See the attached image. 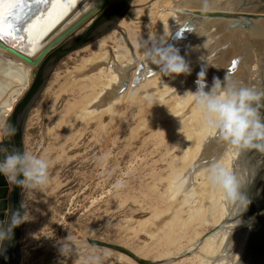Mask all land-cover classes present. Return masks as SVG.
Masks as SVG:
<instances>
[{
  "label": "rangeland",
  "instance_id": "374dc122",
  "mask_svg": "<svg viewBox=\"0 0 264 264\" xmlns=\"http://www.w3.org/2000/svg\"><path fill=\"white\" fill-rule=\"evenodd\" d=\"M168 1L161 0L158 6L152 0H132L118 26L103 35L104 44H100L101 36L62 58L31 108L24 130V150L48 159L49 182L34 192L22 186L24 219L20 226L18 264H85L89 257H99V264H139L117 250L91 245L87 238L122 245L155 264H200L194 247L188 248L196 243L199 250V243L226 222H221L223 194L209 182L208 167L195 176H186L190 185L179 194L172 184L174 174L184 175L195 165L219 159L220 141L204 125L201 111L192 98L187 102L173 92L176 80L172 78L183 79L186 73L166 75V84L158 86L153 85L156 79L149 74L135 92L125 90L130 74L122 65L128 59L133 62L131 51L136 57L144 54L137 45L163 27V23L156 21V14L165 9ZM228 1L231 12L239 13V18H206L187 12L186 9H199L191 5L170 11L184 15L187 27L180 37L187 41L186 46L198 39L204 27L221 24L220 36L228 48L221 71L231 75L239 72L246 77V66L255 65V52L264 58V51L258 44L246 45L243 36L247 37L248 26L233 23L246 20L244 14L264 17V0ZM102 51L109 55L106 60L94 59L85 65L86 59ZM186 63L193 92L201 70L205 71L207 88L211 70L217 65L210 61L208 65ZM100 67L105 72H99ZM256 70L251 84L256 91L264 92V66L259 64ZM110 75H116V80L101 90ZM7 80L0 78V100L12 89ZM114 96H119V100L111 111L98 108L101 105L97 100ZM145 96H151L152 103L146 102ZM259 110L263 115L264 106ZM0 133L1 141H9L6 117ZM212 140L217 142L216 149H205L204 143ZM11 153L0 146L4 158ZM251 153H255L258 169L245 188H256L261 177L263 182L251 193L250 201H255L256 207L246 214V231L247 236L250 234L249 245L262 250L264 245H259L264 244V153L254 149ZM244 155L242 159L254 170ZM100 156H106L103 164L98 162ZM219 161L230 169L236 162ZM118 181L122 182L121 187H116ZM227 206L231 216L226 223L241 217H232V208ZM241 220L244 221L242 217ZM65 239L75 245L69 256L61 253ZM172 252L177 255L168 258L166 255Z\"/></svg>",
  "mask_w": 264,
  "mask_h": 264
},
{
  "label": "water",
  "instance_id": "95a60500",
  "mask_svg": "<svg viewBox=\"0 0 264 264\" xmlns=\"http://www.w3.org/2000/svg\"><path fill=\"white\" fill-rule=\"evenodd\" d=\"M54 2L55 0H41V2L24 0L22 5L15 7H12L8 2L3 5L5 22H11L14 25L13 36H5L1 39L5 43L3 45L31 65L30 83L6 117L10 139L9 141L0 140V146L11 152L15 150L25 151L24 130L29 112L38 100L57 64L70 52L83 47L114 28L132 4V0H111L110 2L108 0H74L72 6L66 10H61L52 7ZM186 11L206 18L240 17L239 13L224 9L211 10L209 7L194 10L186 9ZM16 15H19L21 19L16 20ZM244 15L246 20L235 21L233 24L248 26L250 30L246 32L247 37L243 36L246 45L258 44L264 51V30L258 26L256 20L249 19L264 17L255 14ZM238 23L239 25H237ZM262 24L264 21H261ZM75 32L79 33L72 35ZM244 154L254 167L251 174L247 175L248 180L244 183L243 188L250 200L252 194L257 191L258 185L263 182V177L258 180L259 183L256 188L246 190L245 187L248 185L249 179L258 169V162L254 161L255 153L252 154L251 150H244ZM3 159L0 158V160ZM18 179H23V177L19 176ZM21 190L22 185L10 183L3 174H0V226L5 229L11 222L12 213L16 212L21 217L23 216L24 210L20 200ZM254 207H256V202L251 200L246 211L240 215L244 220L242 228L245 230H248L246 214ZM20 226L21 223L12 227L9 238L0 241V264L19 263ZM86 241L91 245L122 252L140 264H155L154 260L142 258L122 245L95 238H87ZM249 242L250 234H248L245 252L249 264H264V249L258 248L256 250L255 247L249 245Z\"/></svg>",
  "mask_w": 264,
  "mask_h": 264
},
{
  "label": "bare ground",
  "instance_id": "6f19581e",
  "mask_svg": "<svg viewBox=\"0 0 264 264\" xmlns=\"http://www.w3.org/2000/svg\"><path fill=\"white\" fill-rule=\"evenodd\" d=\"M160 2L161 0H152V3H156L158 6ZM181 5H189V6L191 5V6H196V8L209 7V9H229L230 11L232 9V5H230L228 0H185V1L169 0L167 5H165L166 6L165 9L158 11V13L156 14V21L163 23V27L161 29L153 31L149 35V37L152 36L167 41L168 45L173 46L179 51V54L184 58L185 62H198L200 63L199 65H202V63L208 65L209 64L208 61H210L211 63H213V65H217L216 69L211 70V74H210L211 78L210 81L208 82L209 86L206 88V91L212 87L214 77L223 80L225 75H227L231 81H234L242 86L253 88V85L251 84L252 83L251 79L254 76H257V70H256L257 66H259V64L264 66V60H263L264 58L261 57L260 55L258 56L254 51L255 65L246 66L245 69L249 72V76H246L247 78L245 77V75L239 72H237L236 75H231L230 73L221 71L223 67L222 65L224 58L227 59L228 56L226 53L227 46L226 44H223L224 38L220 36L222 34V32L220 31L221 28H219L221 24L215 23L214 25H211V27H204L205 31L200 32L201 34L199 33V35L197 36L198 39H195L194 42H191L189 43L188 46H186L187 41H185V39L180 37L185 35L184 34L185 30L183 29L187 27L185 26L186 24H184L185 23L184 15L176 14L170 11V8L174 9L177 8V6H181ZM116 26H118V23L117 25H115V27ZM260 28L264 30V27L260 26ZM179 31L180 33L176 34ZM105 38L106 37L104 36L101 38L100 44L105 43L104 42ZM3 44L5 43L0 39V78L7 77L8 78L7 81H9L12 84L11 87L12 89H10L9 94L4 98L1 96L2 100H0V125L2 123V120L8 116L16 100L28 87V84L30 83V71H31V65L24 58L20 57L17 53L11 51L10 49L5 48L4 47L5 45ZM184 46L186 47L184 48ZM131 54L133 56L132 58H134L133 62L131 61L132 62L131 63L130 59H128L127 63L122 65V68H125L124 70L129 71L130 74V80H128L125 85V88H127L125 90H127L128 93L135 92V88L139 84L148 80L147 78L149 74H152L153 77L156 79L153 82V85L158 86L159 83L166 84V79H165L166 75H164V73H162L159 70L157 65L150 63L146 60H143L142 59L143 54L139 55L138 57H136L132 53V51ZM108 56L109 55L107 53L102 51L100 52L99 55L86 59L85 65H90L92 63V60L94 59H96L95 61L106 60ZM120 57L122 58L123 56ZM205 60L208 61L206 62ZM99 70H100L99 72H105L104 67H100ZM182 77L183 79L182 78L179 79L178 77H176V79L172 78L176 80L174 82H176L177 85V86L175 85V89L173 92L177 93L180 99L184 97L188 102L191 99V94L186 92H193L194 88L193 85L191 84V81L190 84L188 82L189 77H187V73L186 75L184 74ZM241 77H244L245 79H242ZM107 79H108L107 82L104 83V85H101L102 87L101 90L106 89V87L109 85L110 82L113 83L116 80V75H110V77ZM118 82L121 83L122 81L118 80ZM114 84H112L111 86H114ZM99 100H97V104H100L101 106L98 108L104 109L109 112L112 110L114 104L119 100V96L117 97L114 96V98L108 100H104V99H101V101ZM0 138H1V133H0ZM216 145L217 142H214L212 140L210 143L207 144L204 143L203 147L204 148L206 147L205 149H207L210 146L213 149L212 151H214V149H216L215 148ZM202 151L203 150H201L200 152ZM217 153L219 159L217 158L215 161H219L221 159V161L223 162L224 161L228 162L229 160L235 159L236 160L235 166L233 165L234 167H231V169H235L237 173L240 175L242 181L246 182L247 175H249L248 171L250 167L247 166L246 163L247 161L243 160L241 157V155H243L244 153V150L237 151L233 146L223 142H219V149ZM209 164L210 162L204 164L203 166L195 165V168H192V170H188L187 172L184 173V175L188 177L190 174L195 173L194 174L195 176L198 173H201L204 168L209 166ZM250 170H252V168H250ZM189 185L190 183H188L187 186ZM222 211L223 213L221 214L222 216L221 222L224 220H226L227 222V219L231 211L228 210V206L226 205L225 201L222 206ZM239 220L241 222L237 225L235 224L238 222V219L234 221H230L228 223L224 222L217 232L206 237V239L203 242L199 243L201 244L199 250H198V244L196 243L195 244L193 243L191 247L188 248V250L194 247L195 255L197 257V260L200 261V264H239L238 261H241L243 263L247 261V264H249L245 253L247 246L246 242L248 237L246 231L247 229L245 230L242 228L244 221L241 220V217L239 218ZM176 255H177L176 252L175 253L172 252L166 256L168 258H171Z\"/></svg>",
  "mask_w": 264,
  "mask_h": 264
},
{
  "label": "clouds",
  "instance_id": "9594fccd",
  "mask_svg": "<svg viewBox=\"0 0 264 264\" xmlns=\"http://www.w3.org/2000/svg\"><path fill=\"white\" fill-rule=\"evenodd\" d=\"M137 46L143 49L142 59L157 65L164 75L190 72L179 51L163 39L150 36ZM195 83L196 91L186 93L191 94L192 102L201 111L203 123L210 133L237 151L254 149L264 153V115L259 110L264 106V92L231 81L227 75L223 80L214 77L212 87L206 91L204 70L198 73ZM145 100L152 103L151 96H145ZM105 159L106 156H100L98 162L103 164ZM49 166L47 158L15 150L0 160V174L10 183L20 184L34 192L49 182ZM19 176L23 179H18ZM208 180L222 192L226 205L232 208V217L238 218L246 211L250 200L243 190L245 182L235 169L213 160L208 166ZM172 184L179 194L187 187L188 178L174 174ZM121 186L122 182L118 181L116 187ZM23 219L19 213H12L8 228L0 226V241L9 238L12 227ZM240 222L238 218L235 225ZM74 247L72 241L65 239L61 243V253L69 256ZM85 264H99V257H89Z\"/></svg>",
  "mask_w": 264,
  "mask_h": 264
},
{
  "label": "snow or ice",
  "instance_id": "6c2138e0",
  "mask_svg": "<svg viewBox=\"0 0 264 264\" xmlns=\"http://www.w3.org/2000/svg\"><path fill=\"white\" fill-rule=\"evenodd\" d=\"M5 2H8L12 7H15L16 5H22L24 3V0H0V39L5 36H13V23L5 22V17L3 13V5L5 4ZM37 2H41V0H37ZM73 4L74 0H55V2L52 3V7L54 9L59 8L61 10H66ZM15 19L20 20L21 17L19 15H16ZM233 63L235 64V62Z\"/></svg>",
  "mask_w": 264,
  "mask_h": 264
},
{
  "label": "flooded vegetation",
  "instance_id": "af4514ba",
  "mask_svg": "<svg viewBox=\"0 0 264 264\" xmlns=\"http://www.w3.org/2000/svg\"><path fill=\"white\" fill-rule=\"evenodd\" d=\"M180 33V31L179 32H177L176 34H179ZM0 158H2V154H0ZM264 244H260L259 245V247H262Z\"/></svg>",
  "mask_w": 264,
  "mask_h": 264
},
{
  "label": "trees",
  "instance_id": "16d2710c",
  "mask_svg": "<svg viewBox=\"0 0 264 264\" xmlns=\"http://www.w3.org/2000/svg\"><path fill=\"white\" fill-rule=\"evenodd\" d=\"M4 158L3 154H2V159Z\"/></svg>",
  "mask_w": 264,
  "mask_h": 264
}]
</instances>
